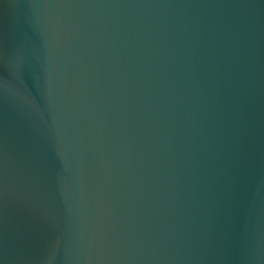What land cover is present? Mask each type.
Returning a JSON list of instances; mask_svg holds the SVG:
<instances>
[{"label":"water","instance_id":"water-1","mask_svg":"<svg viewBox=\"0 0 264 264\" xmlns=\"http://www.w3.org/2000/svg\"><path fill=\"white\" fill-rule=\"evenodd\" d=\"M0 264H264V0H0Z\"/></svg>","mask_w":264,"mask_h":264}]
</instances>
